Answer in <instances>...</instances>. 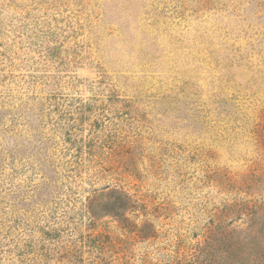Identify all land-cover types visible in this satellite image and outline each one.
<instances>
[{"label": "rangeland", "instance_id": "obj_1", "mask_svg": "<svg viewBox=\"0 0 264 264\" xmlns=\"http://www.w3.org/2000/svg\"><path fill=\"white\" fill-rule=\"evenodd\" d=\"M63 98L91 105L72 168ZM22 107L0 148L47 139L60 175L44 204L3 151L0 264H200L220 240L264 264V0H0V110Z\"/></svg>", "mask_w": 264, "mask_h": 264}, {"label": "trees", "instance_id": "obj_2", "mask_svg": "<svg viewBox=\"0 0 264 264\" xmlns=\"http://www.w3.org/2000/svg\"><path fill=\"white\" fill-rule=\"evenodd\" d=\"M79 101V104H76V99H70V98H63L62 102H58V107H60V112H61V118L67 117L68 121H71V124L69 127H60L64 132H63V142L66 143V148L65 150L67 153H72L70 155L71 160H67L63 162L62 167H67V168H72L74 164L79 163V159L81 158V150L82 147L80 146V143L83 142V140H78L77 137H73L74 133L70 130L72 128L77 127L78 122L82 120L83 117L86 116V112L89 108H91V105H88L87 103L81 102L80 99H77ZM60 103V104H59ZM63 109V110H62ZM5 115L9 113L17 112V114L20 115L22 118L23 125L25 126L28 123H31L29 120V115H31V110H26L25 107L22 108H13L12 110H0ZM16 114V115H17ZM29 114V115H28ZM4 115V116H5ZM16 118V116H15ZM28 118V119H27ZM61 120V119H60ZM17 122V121H16ZM61 124V123H59ZM0 133L8 134L10 131L8 129H1ZM22 133V132H21ZM46 142L43 140H38L37 145L33 146L31 150L28 152V148L21 144V145H15L14 148H0V166L5 162V158H2V153L3 151H6L7 153L10 154V156L13 158L12 162H14L15 157L19 158L20 160H31L32 158H35V167L34 171L36 174L39 172L41 174V177L43 178V181L39 184L37 187H34V190H44V193L46 195L45 199L42 201L44 204H51L52 200H48L49 197L52 195L53 190L56 188L54 186V182L56 179V176H59V172L57 171V165H55L56 161L54 160L55 158L53 155L49 153V148H48V140L45 139ZM69 144V145H67ZM47 147V148H46ZM73 151V152H72ZM3 161V163H2ZM60 164L58 163V166ZM22 185H19L18 188H14L13 190H7L4 195L5 196H17L19 200L18 203H24L25 198L20 197L22 193H29V191L23 187ZM117 193L118 197L116 200H119V202H111V201H106L104 202L101 206L102 209H105V214L106 215H112L114 217L122 218V219H127L126 218V212L128 211L127 209H132L133 207L130 204V197L128 194L125 192H118V191H111L110 193L115 194ZM0 194H2L0 192ZM109 194V193H108ZM107 194V195H108ZM17 201V200H16ZM89 209V215L93 217L95 215V206H92V203L88 204ZM16 224L21 226V222L18 220H15ZM23 227V226H22ZM4 227L1 224L0 225V232L4 231ZM18 230V229H17ZM247 236H249V232H245ZM8 234V233H7ZM54 237L58 236V229L52 230V234ZM212 241H215L212 239ZM18 244L19 242H23V240L16 241ZM222 240L214 242L213 245L210 246L211 251H206L203 256H206L207 259L205 262L200 263V264H244V259L242 256L238 254V251L240 250L239 248L236 247V245L232 242H229L228 245L222 246ZM234 246V247H233ZM213 252V253H211ZM254 264H263L260 263L259 258L254 259Z\"/></svg>", "mask_w": 264, "mask_h": 264}]
</instances>
